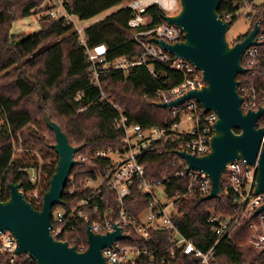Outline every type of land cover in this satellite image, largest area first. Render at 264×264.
Wrapping results in <instances>:
<instances>
[{"label": "built area", "instance_id": "1", "mask_svg": "<svg viewBox=\"0 0 264 264\" xmlns=\"http://www.w3.org/2000/svg\"><path fill=\"white\" fill-rule=\"evenodd\" d=\"M126 1L125 7H129L133 13L129 23L138 28L136 37L145 51L138 57L120 56L109 60L110 49L106 43L87 46L94 83L100 85L101 73L111 68L128 71L133 66L146 65L153 72L152 61H158L184 74L183 80L176 86L158 90V103L177 99L189 90L202 88L206 80L194 63L175 57L169 50L150 40L152 37H160L169 43L181 41L184 39L182 28L167 20L151 29L142 28L151 19L147 13L149 6L158 5L165 15H176L182 8L181 0ZM262 2L264 0H244L235 12L224 9L220 13L222 19L230 22L234 16L246 13L251 19L246 35L256 24L259 25L255 36L257 43L249 46L242 57L246 72L238 75V90L244 99V111L264 108V14L257 15L256 9ZM69 3L70 0H44L35 9L37 14L33 13L32 22L40 25V11L43 15L63 18L73 25L82 43L86 45L85 28L77 26ZM97 99L114 104L104 91ZM115 106L118 109L116 124L124 130L123 144L95 146L76 153L80 163L91 161L93 164L86 165L84 169L88 173L85 176L79 177L81 173L70 175V185H66L64 193H82L79 199L69 207L61 204L53 208L52 233L57 239L67 240L73 245L74 238L67 236L82 223L90 225L92 231L100 234L113 232L119 227L124 237L103 249V255L109 264H214L217 245L222 240L235 242L234 235L242 224L254 218L245 244L260 248L264 253V211L256 213L264 204V193L255 192L259 158L254 164L243 159L228 164L223 174L221 197H228L232 211L210 209L207 222L215 233L216 240L209 249L198 247L176 223L175 218L182 214L185 199L194 194L206 196L212 190L209 175L202 170L189 169L187 160L178 151L185 150L199 156L211 151L214 125L218 120L215 110L206 111L201 102L191 98L169 108L175 119L173 123L143 127L132 122L119 106ZM257 125L264 126V114ZM166 151L171 156L174 155L173 171L166 170L159 176L150 175L148 164L142 160L143 156L149 152L163 154ZM45 164L39 161L38 165L19 168L20 171L29 172L33 184V188L26 193L29 200L33 198L39 202L44 196ZM172 182L173 186H181L183 189L171 191ZM134 190L148 198L146 207L138 213L127 203ZM139 204L133 202L135 206ZM156 230L168 232L171 243L156 244L153 234ZM88 245V242L76 244L81 251L87 249ZM17 247V239L12 231L1 232L0 261L1 258L3 261L0 264H36L30 254L18 253ZM181 255L184 256L182 260Z\"/></svg>", "mask_w": 264, "mask_h": 264}, {"label": "trees", "instance_id": "2", "mask_svg": "<svg viewBox=\"0 0 264 264\" xmlns=\"http://www.w3.org/2000/svg\"><path fill=\"white\" fill-rule=\"evenodd\" d=\"M124 1L126 0H70L68 6L81 19H89ZM241 1L244 0H223L219 13L224 9L235 12ZM43 2L44 0H0V200L3 201L10 197L11 182L21 183L25 193L33 188L29 172L20 171L19 168L39 163V159L31 154V161L13 159L14 137L18 133L26 147H36L44 159L53 158L43 167L44 191L50 187L58 155L52 146L56 141L55 134L47 125L46 112L61 125L73 145L86 143L78 154L95 146H120L123 144L124 130L116 124L118 109L115 105L132 122L143 127L173 123L175 119L172 110L158 105L157 92L159 89L176 86L184 78L181 71L152 61L153 72L146 65L133 66L128 71L111 68L101 73V86L95 84L87 46L106 43L110 49L109 60L120 56L134 58L145 51L136 37L138 28L129 23L132 10L121 7L87 26L86 45L82 43L72 24L63 18L49 15L40 17V28L37 32L27 36L13 33V24L33 15ZM256 9L257 15L264 14V2ZM147 13L151 19L142 27L145 30L165 21V14L158 5L149 6ZM237 18L234 16L231 23ZM245 36L246 34L239 36L236 41L244 39ZM102 91L108 98L113 97L115 105L108 100L100 102L97 99ZM31 123H37L50 131L54 140L48 142L37 132L27 129ZM235 130L240 131L237 128ZM142 160L148 164V173L152 176L174 169V155L171 156L169 151L163 154L149 152ZM92 164L91 161L79 163L72 173H81L79 177L85 176L88 171L84 168ZM69 185L70 183L67 187ZM170 185L173 186V182ZM179 189L182 190L183 187L173 186L171 191ZM81 195L78 192L71 195L64 193L63 205L71 206ZM204 197L194 194L185 199L181 208L182 214L175 220L189 239L198 247L207 250L216 240V235L207 222L210 209L231 212L232 204L225 195L208 200ZM30 200L36 208L42 207L43 198L39 202L33 198ZM135 201L140 204L133 205ZM127 203L138 213L146 207L148 198L134 190ZM252 219L254 218L245 221L235 233V242L222 240L217 245L214 264H264L263 251L245 244L251 233ZM153 234L156 244L171 243L168 232L156 230ZM67 237L74 238L73 245L80 242L87 244L86 223H82ZM183 257L181 255L180 259ZM2 261L3 258L0 263Z\"/></svg>", "mask_w": 264, "mask_h": 264}, {"label": "water", "instance_id": "3", "mask_svg": "<svg viewBox=\"0 0 264 264\" xmlns=\"http://www.w3.org/2000/svg\"><path fill=\"white\" fill-rule=\"evenodd\" d=\"M222 1L181 0L180 12L164 15V19L180 26L184 39L175 43L160 37L150 39L175 57L194 63L206 80L202 88L189 90L177 99L159 102L158 105L172 108L187 99L196 98L206 111L217 112L211 151L200 156L185 150L178 151L187 160L189 169L202 170L211 178L212 190L204 197L207 200L221 197L223 174L228 164L238 159L254 164L259 158L255 192L264 193V126L257 125L264 108L244 111V99L238 90V75L246 72L242 57L249 46L257 43L255 36L259 25L256 24L244 39L231 43L227 36L231 22L222 19L219 13ZM45 119L54 131L56 141L52 146L58 155L50 187L39 209L27 198L21 183L11 182L10 197L0 200V233L12 231L18 243L17 252L30 254L36 264H109L103 249L124 237L119 227L113 232L100 234L88 225L89 245L83 251L67 240L57 239L52 233L53 208L65 202L66 185L73 168L80 163L76 153L86 143L73 145L49 112L45 113ZM262 211L264 204L256 213Z\"/></svg>", "mask_w": 264, "mask_h": 264}, {"label": "rangeland", "instance_id": "4", "mask_svg": "<svg viewBox=\"0 0 264 264\" xmlns=\"http://www.w3.org/2000/svg\"><path fill=\"white\" fill-rule=\"evenodd\" d=\"M127 1H124L123 4H118L114 7H111L89 19H81L78 15L73 14V19L76 21L77 26L78 27H82V28H86L87 26L93 24L94 22L105 18L107 15L111 14L112 12L118 10L121 7H125ZM42 11L38 12L39 15H43L41 14ZM37 14V13H35ZM34 15L22 18L18 21H16L13 24V28H12V32L15 34H23L24 36H27L29 34H33L35 32H37L40 28L39 24H34L32 22ZM37 17L39 18V16L37 15ZM40 22V21H39ZM251 24V19L248 15H246V13H242L240 14V16H238V18L233 21L231 23V26L228 30V40L231 43H234V41H236V39L239 36L245 35L247 33V31L249 30ZM107 96V95H106ZM111 101H113V97L109 98ZM27 129L37 132L38 134H40L42 137H44L45 139H47L46 141L48 142H52L54 140V137L52 135V133L48 130H46L45 128L39 126L37 123H31L27 126ZM14 156L13 159L17 160L20 158L25 159V161H31V157L29 154H31L32 156H36L39 161L45 162V163H49L52 159L48 158V159H44L43 154L40 153L36 147H26L23 144V138L22 136L18 133L17 135H15L14 137ZM44 149H46L45 146H43ZM57 206V205H56ZM55 206V208H56Z\"/></svg>", "mask_w": 264, "mask_h": 264}, {"label": "crops", "instance_id": "5", "mask_svg": "<svg viewBox=\"0 0 264 264\" xmlns=\"http://www.w3.org/2000/svg\"><path fill=\"white\" fill-rule=\"evenodd\" d=\"M124 2H122L121 4H123Z\"/></svg>", "mask_w": 264, "mask_h": 264}, {"label": "flooded vegetation", "instance_id": "6", "mask_svg": "<svg viewBox=\"0 0 264 264\" xmlns=\"http://www.w3.org/2000/svg\"><path fill=\"white\" fill-rule=\"evenodd\" d=\"M234 42H236V41H234Z\"/></svg>", "mask_w": 264, "mask_h": 264}]
</instances>
